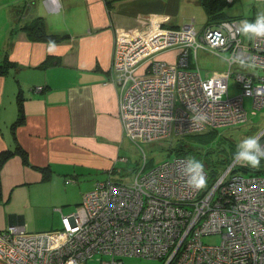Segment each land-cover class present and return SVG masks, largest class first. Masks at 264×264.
I'll use <instances>...</instances> for the list:
<instances>
[{
    "label": "built area",
    "instance_id": "2783aa9c",
    "mask_svg": "<svg viewBox=\"0 0 264 264\" xmlns=\"http://www.w3.org/2000/svg\"><path fill=\"white\" fill-rule=\"evenodd\" d=\"M147 21V26L114 34L111 65L119 72L122 131L152 141L171 132L242 123L247 118L244 96L255 108L264 105V38L243 40L232 20L208 24L199 36L190 23L172 30L159 28L151 18ZM174 43L179 45V61L171 65L159 54ZM197 47L224 51L225 72L212 70L213 75L202 78L191 60ZM152 56L156 63L151 73L137 75L147 70ZM133 63L142 64L135 73L126 70ZM230 76L240 91L226 95ZM200 114L205 119L196 121ZM258 139L264 146V133ZM188 159L164 158L149 171L135 170L128 183L100 182L73 210L59 212L57 228L27 231L21 225H5L0 230V260L128 264L123 257L133 256L152 259L153 264H264V176L232 171L233 159L211 177L204 168L206 186L195 189L183 172ZM136 186L144 188L137 199L131 194ZM157 187L163 188L162 194L151 193ZM206 233H218V241H202Z\"/></svg>",
    "mask_w": 264,
    "mask_h": 264
},
{
    "label": "crops",
    "instance_id": "0c3cea01",
    "mask_svg": "<svg viewBox=\"0 0 264 264\" xmlns=\"http://www.w3.org/2000/svg\"><path fill=\"white\" fill-rule=\"evenodd\" d=\"M183 1L188 0H0V62L8 63L0 73V151L23 149L0 164V229L28 225L26 203L42 173L90 185L89 174L125 156L130 141L119 120L118 83L109 74L113 36L145 18L179 26L189 21L180 11ZM36 16L45 30L63 38L32 37L26 27ZM198 49L208 51L197 47L194 63ZM176 51H163V59L172 61ZM38 84L41 90L33 88ZM17 97L22 120L11 125Z\"/></svg>",
    "mask_w": 264,
    "mask_h": 264
},
{
    "label": "rangeland",
    "instance_id": "374dc122",
    "mask_svg": "<svg viewBox=\"0 0 264 264\" xmlns=\"http://www.w3.org/2000/svg\"><path fill=\"white\" fill-rule=\"evenodd\" d=\"M191 1L192 0L183 1L180 11H184V14H186L187 17L189 18V21L184 23H190L195 29V31H197V35L199 36L198 31L202 27H205L206 25L210 24V22H207L208 21L207 12L201 7V5H197L195 2H191ZM217 10L218 12L223 13L225 17L228 16L237 17V19H231V20L232 21L237 20L236 22L238 23L234 22L235 25L243 26V23L245 21L252 22V20L255 17H257L259 13H264V0H225L221 2L219 7L216 9V11ZM191 18H193L195 23H192ZM227 20L222 19L216 21L215 23L227 22ZM141 24L147 26L148 24L147 19L146 18L143 19ZM159 24H160L159 28L162 29L170 28L173 30V29H178L180 27V26H172L162 22H160ZM140 25H137V27H140ZM242 26H240L239 29H241ZM231 32L233 33V30H231ZM239 32L241 35L242 33L240 30ZM196 37L197 36H195V39ZM114 39L115 38L113 36L112 45L114 44ZM180 42L184 44L183 41ZM177 47H179L178 43H174L167 46V49L176 50ZM185 47L186 46H183V48ZM159 52H157L155 56ZM162 52L161 54H159L161 58H163L164 56ZM111 55L109 61V74L111 80L113 79V76H115V80L118 83L119 72L114 70L115 67L114 66L112 67L111 65V61H112ZM155 56L151 57L149 64L146 62L147 70L142 68V70L138 72L137 75L145 74L146 76H148V74L151 73L150 69L156 63V61H154ZM223 56H224L223 51H216L209 48L208 51H204L200 49L196 51V63L198 66L197 68L200 72V75L203 76L202 78H204V76L209 77L213 75V72L211 70H215V71L224 70L225 72L227 68V62L225 60V57L224 59L222 58ZM221 59L223 60L224 65L218 68V66L222 63ZM178 61H179L178 57L175 58L174 56V59L172 61H169V63L171 65H175V63ZM140 66H142V64L139 65L133 63L126 70L129 71L133 69V72L135 73L136 67H140ZM138 70L139 69H137V71ZM227 80H228V90L226 95H232L234 93H238L240 90L238 87H236V82L234 81L233 77L230 76ZM119 89L120 88H118V91ZM222 96L224 97L225 93H222ZM174 98L176 97L174 96ZM243 105L245 107V110L247 111V115H246L247 118L246 121L239 124L226 123L225 125L222 126H211V128L204 127L201 130L198 131L195 130L194 132L190 131L184 134H176L174 132H171L170 134L164 137L153 139L152 141L147 139H134L130 132H128L127 130L125 131L123 130L122 131L123 135H125V137L131 142L130 143L126 140V145H129V147L125 148V152H126L125 156L118 155L115 157L113 165L104 168L101 171L99 170L94 174H89L88 178L91 180L90 185L88 183L89 180L83 179V180L75 181V178H71V177H63L62 179L60 176L56 174L46 173L45 176L44 173H42L43 176L42 180L39 181L36 185L34 184L33 186V190L30 195V199H31L30 203L28 202L26 203L27 205L26 217L28 220V225L25 226V229L28 231H37L35 230L36 227L34 226L44 225L50 222H53V224L44 227L46 229H38V230H48V229L57 228L59 226V221H56V219L59 217V212L65 213L73 210L77 205V203H79L80 200L84 197V194L87 192V190H89L91 187L96 186L100 182L107 184L106 181H110L113 184H119V185L123 182L125 183L130 182L135 175L134 174L135 170L139 169L141 171H149L154 167H156L159 164L160 160L163 161L164 158H168L176 155L175 149L177 145L182 141H186L193 146H197L198 149L197 148L191 149L192 152H194L192 155L189 153H185L184 148H182V151L189 158L194 157L195 159L201 161L204 164V168L207 171L208 176L211 177L213 173L210 171L209 169L210 167L207 168L203 159L205 160V158H207L209 162H214L216 165H220L221 162L220 159L222 157H227L229 158L228 163H230L234 159L233 153H236L238 144H240L243 140H245L249 136H255L256 138H258L264 133V105H262L260 108H255L254 106L251 105L250 97L248 96L243 97ZM250 124H255V126L250 127ZM212 128L214 130L213 131L214 134L211 140H206V141L197 140V137H199L202 132ZM259 131L263 133L261 135L259 134L256 136V134ZM241 151H243V149H241ZM195 152H197L198 154ZM239 165L240 163L237 160H235V163L233 162L232 164L233 166L232 168L238 167ZM255 174L264 176V159L261 160L260 167L258 168ZM86 185L87 187L85 188V190L82 191L81 189L84 188ZM143 189L144 188H139V186H136L135 188L132 189L131 192L132 196L135 197V199H137V197L140 198L141 196L140 193L143 192ZM151 193L162 194L163 188L157 187L153 189ZM56 207L57 209H54ZM121 220L122 219L119 218V221ZM119 224L121 225L120 222ZM201 239L204 242H217L219 236L218 233H206L201 236ZM123 260L128 264L154 263L152 259H143L140 257H133V256H124ZM0 261L3 264H6L2 260ZM92 262L93 261L90 260L88 263L92 264Z\"/></svg>",
    "mask_w": 264,
    "mask_h": 264
},
{
    "label": "trees",
    "instance_id": "16d2710c",
    "mask_svg": "<svg viewBox=\"0 0 264 264\" xmlns=\"http://www.w3.org/2000/svg\"><path fill=\"white\" fill-rule=\"evenodd\" d=\"M222 1L225 0H197V2L201 5V7L207 12V18L208 21L210 22V24L215 23L218 20H222V19H237V17H225L223 13L218 12V10L216 11V9L219 7V5L221 4ZM31 33H33L31 36H35L36 38L40 37L43 38L44 40H50V41H58L61 38H63V35L59 34V33H55V32H50L44 29L43 23L40 20L39 16H36L33 21L27 25V27ZM8 65V63H6V61H2L0 62V73H4L6 71V66ZM20 98L17 97L16 100V104H17V114L15 119L13 120V122L11 123V125L16 124L17 122H20L22 120V115L20 114L21 108H20ZM213 128L212 129H207L204 132L201 133V135L199 137H197V140H201V141H206V140H211L213 137ZM180 139V138H179ZM182 148H184L185 153H189V154H193L194 152H192V148H197V146H193L191 144H189L186 141H182L181 143H179L175 149L176 151V155H185L184 152L182 151ZM198 149V148H197ZM19 152L21 154H23V149H20L19 146H14V148L11 149H6V150H2L0 151V164L1 162L11 153L14 152ZM208 151V150H207ZM204 151V152H207ZM209 152V151H208ZM197 153V152H195ZM233 153V152H232ZM198 154V153H197ZM194 154V155H197ZM234 154V153H233ZM232 154V155H233ZM206 157V156H205ZM203 158V156H202ZM203 161L205 162L207 168L210 169V171L213 173L216 172L217 170L222 169L223 167H225L226 164H228L229 162V158L227 157H222L220 159V165H216L214 162H209V160L207 158H205V160L203 159ZM242 171V172H247V173H256L257 169H254L252 167L249 166H242L241 164L238 167H235L232 169V171ZM60 215V213H59Z\"/></svg>",
    "mask_w": 264,
    "mask_h": 264
},
{
    "label": "clouds",
    "instance_id": "9594fccd",
    "mask_svg": "<svg viewBox=\"0 0 264 264\" xmlns=\"http://www.w3.org/2000/svg\"><path fill=\"white\" fill-rule=\"evenodd\" d=\"M264 13H259L254 22L245 21L241 33L253 39L256 37L264 38ZM196 121H203L205 117L200 114L194 118ZM243 149V151H241ZM234 159L242 166L259 168L260 162L264 159V146H262L255 136H249L237 145V151L234 153ZM187 176L186 183L195 189H203L206 186V176L204 173V164L195 159L189 158L183 169Z\"/></svg>",
    "mask_w": 264,
    "mask_h": 264
},
{
    "label": "water",
    "instance_id": "95a60500",
    "mask_svg": "<svg viewBox=\"0 0 264 264\" xmlns=\"http://www.w3.org/2000/svg\"><path fill=\"white\" fill-rule=\"evenodd\" d=\"M26 9L28 8V5H26V7H25Z\"/></svg>",
    "mask_w": 264,
    "mask_h": 264
},
{
    "label": "bare ground",
    "instance_id": "6f19581e",
    "mask_svg": "<svg viewBox=\"0 0 264 264\" xmlns=\"http://www.w3.org/2000/svg\"><path fill=\"white\" fill-rule=\"evenodd\" d=\"M205 48H207V47H205Z\"/></svg>",
    "mask_w": 264,
    "mask_h": 264
}]
</instances>
